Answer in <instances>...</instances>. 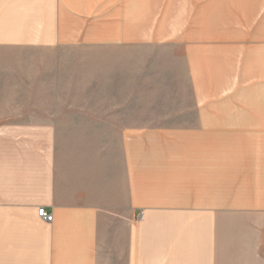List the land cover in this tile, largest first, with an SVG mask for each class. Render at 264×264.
I'll use <instances>...</instances> for the list:
<instances>
[{
  "label": "crops",
  "instance_id": "1",
  "mask_svg": "<svg viewBox=\"0 0 264 264\" xmlns=\"http://www.w3.org/2000/svg\"><path fill=\"white\" fill-rule=\"evenodd\" d=\"M0 46L51 57L2 85L0 264H264V0H0Z\"/></svg>",
  "mask_w": 264,
  "mask_h": 264
},
{
  "label": "rangeland",
  "instance_id": "2",
  "mask_svg": "<svg viewBox=\"0 0 264 264\" xmlns=\"http://www.w3.org/2000/svg\"><path fill=\"white\" fill-rule=\"evenodd\" d=\"M33 47H42V46H32V48ZM2 48H7V46H0V94H8L7 87L6 86H2V85H6L7 79L9 78V73L10 72H11V79L13 81L24 80V77H25L26 74H28L27 73L28 71H25L23 66H19V65H23L25 63H28L29 60H23L24 58H27V59L29 58L30 60L32 58H34L36 61L31 60L32 63L33 62L39 63V62H41L42 59L45 60V58H51V57L46 56V53H41V56H32V55H29L27 57L19 56V55L10 56V55H8V52H11L12 54H14L16 52H13V51H10V50H8V51L7 50H1ZM29 53L30 54H37L34 51H31ZM9 59H12V60L16 59L15 64H19V65L14 66L15 64L11 63V61ZM45 62H51V60H48V61H45ZM10 65H12V67H11L12 71L8 72V69H9ZM41 259H44V256L43 257H41V256L39 257V264H42L40 262Z\"/></svg>",
  "mask_w": 264,
  "mask_h": 264
},
{
  "label": "built area",
  "instance_id": "3",
  "mask_svg": "<svg viewBox=\"0 0 264 264\" xmlns=\"http://www.w3.org/2000/svg\"><path fill=\"white\" fill-rule=\"evenodd\" d=\"M38 214L44 221H47V222H52L53 221V214L48 212L45 207H41L38 210ZM143 215H144V213L141 214V217Z\"/></svg>",
  "mask_w": 264,
  "mask_h": 264
}]
</instances>
